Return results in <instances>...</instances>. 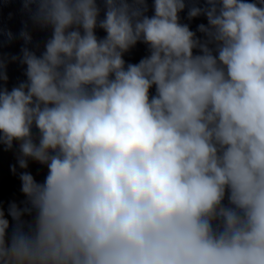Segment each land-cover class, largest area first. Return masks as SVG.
<instances>
[{
  "label": "clouds",
  "instance_id": "clouds-1",
  "mask_svg": "<svg viewBox=\"0 0 264 264\" xmlns=\"http://www.w3.org/2000/svg\"><path fill=\"white\" fill-rule=\"evenodd\" d=\"M208 2L189 17L207 16L218 58L178 22L184 0H154L152 17L145 0H105L99 22L96 0H24L52 36L22 50L28 83L0 90V143L49 173L20 175L27 230L12 204L9 237L0 210V264H264V8ZM141 40L150 56L125 69Z\"/></svg>",
  "mask_w": 264,
  "mask_h": 264
}]
</instances>
